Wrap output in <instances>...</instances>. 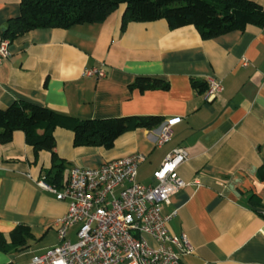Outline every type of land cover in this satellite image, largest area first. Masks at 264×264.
Wrapping results in <instances>:
<instances>
[{"label": "crops", "instance_id": "obj_1", "mask_svg": "<svg viewBox=\"0 0 264 264\" xmlns=\"http://www.w3.org/2000/svg\"><path fill=\"white\" fill-rule=\"evenodd\" d=\"M252 1L264 10V0ZM20 2L0 0V38L20 15ZM123 10L104 23L36 29L11 42V56L0 64V108L25 101L80 119L164 117L157 129L123 134L112 149L75 147L71 131L56 130L63 183L74 167L99 168L141 153L147 160L137 180L154 184L167 155L186 148L190 158L178 173L187 186L163 209L176 213L168 223L172 234L195 248L184 263L264 264V27L212 40L194 26L171 30L165 20L131 22L122 31ZM102 66L106 77L84 76ZM139 78L170 87L141 91L134 87ZM192 78L219 79L224 90L207 102ZM167 128L170 139L159 145ZM53 157L48 151L36 156L21 131L0 145V264H27L58 244L55 223L68 202L38 184L57 163ZM18 226L26 229L25 239L13 235Z\"/></svg>", "mask_w": 264, "mask_h": 264}, {"label": "built area", "instance_id": "obj_2", "mask_svg": "<svg viewBox=\"0 0 264 264\" xmlns=\"http://www.w3.org/2000/svg\"><path fill=\"white\" fill-rule=\"evenodd\" d=\"M10 44L0 38V64L11 56ZM106 73L102 66L86 70L84 76L104 78ZM223 90L221 80H210L205 100L212 102ZM170 135L167 128L158 144L169 141ZM189 158L186 148L174 149L153 173L150 185L137 180L147 160L141 153L99 168L74 167L60 188L39 182L59 201H67L68 211L55 223L58 244L27 264H185L183 257L195 248L187 237L172 234L168 223L176 213L164 215L163 209L187 186L178 171Z\"/></svg>", "mask_w": 264, "mask_h": 264}, {"label": "trees", "instance_id": "obj_3", "mask_svg": "<svg viewBox=\"0 0 264 264\" xmlns=\"http://www.w3.org/2000/svg\"><path fill=\"white\" fill-rule=\"evenodd\" d=\"M121 8L124 9L122 31L131 22L165 20L171 30L194 26L203 40H212L248 26L264 27V10L252 0H21L20 15L8 21L2 38L13 42L36 29H70L104 23ZM191 84L199 93L208 89L204 80L192 78ZM134 87L141 91L168 90L170 84L161 79L139 78ZM165 120L161 116L80 119L45 106L18 101L8 108H0V145L11 143L15 133L21 131L36 156L42 151L52 152L53 161L57 163L46 174L45 182L60 188L66 167L54 153L56 130L71 131L75 147L112 149L123 134L137 129L154 130ZM259 178L264 180V164ZM25 230L24 226H18L13 235L25 239ZM0 246L4 247L3 239Z\"/></svg>", "mask_w": 264, "mask_h": 264}, {"label": "rangeland", "instance_id": "obj_4", "mask_svg": "<svg viewBox=\"0 0 264 264\" xmlns=\"http://www.w3.org/2000/svg\"><path fill=\"white\" fill-rule=\"evenodd\" d=\"M74 239H75V237H74Z\"/></svg>", "mask_w": 264, "mask_h": 264}]
</instances>
